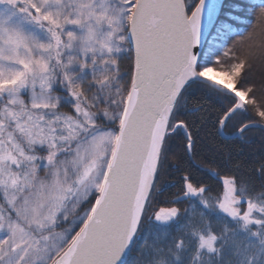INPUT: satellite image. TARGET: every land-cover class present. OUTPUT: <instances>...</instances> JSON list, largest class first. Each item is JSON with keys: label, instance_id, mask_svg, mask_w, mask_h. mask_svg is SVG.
Here are the masks:
<instances>
[{"label": "trees", "instance_id": "obj_1", "mask_svg": "<svg viewBox=\"0 0 264 264\" xmlns=\"http://www.w3.org/2000/svg\"><path fill=\"white\" fill-rule=\"evenodd\" d=\"M126 2L93 0L92 5L96 8L90 14L91 31L83 24H70L67 18L66 25L59 26V34L70 44L72 35L79 37L81 32L85 34L87 31L94 34L95 42L86 45L96 44L105 30L103 27H108L109 21L113 22L115 18L128 34L129 19L136 0L130 4L127 20L124 17ZM185 2L191 12L199 0ZM66 3L71 11H78L83 2L66 0ZM59 6L62 7L61 4ZM70 18L73 21L74 17ZM100 22L103 27L99 26ZM43 31L48 39L49 53L53 54L46 76L48 74L50 90L58 93L59 89L52 87L59 76L54 58L56 40L50 32ZM87 38L85 34L84 39ZM125 45L118 66L120 73H124V89L129 92L135 57L128 39ZM103 49L101 46L102 60L107 52ZM59 50L60 55L63 48ZM72 52L69 51V54ZM236 65L241 74L236 89L245 92L247 100L245 107L226 123L227 133L235 132L250 121L264 122V0H225L221 15L203 49L198 70L205 73L206 69L214 68L220 72ZM28 78V75L22 74L15 92L7 91L0 96V210L4 204L2 198L5 197L8 202V192L13 189L15 199L30 186L35 170L46 164L50 149L62 147L86 130L76 122L74 109L67 103L48 108L41 114H30L23 120L21 111L11 105V98L19 93L27 97L24 87ZM35 78L31 76L30 79ZM235 100L234 96L202 81L192 80L186 85L172 116L157 180L138 235L124 264H200L204 255L200 247L202 235L211 232L221 234L226 228L237 231L243 227L241 221L233 220L221 210V196L226 190L224 179L227 177L234 179L242 203H256L264 207V130L249 128L240 137L230 139L221 136L219 131L222 119L234 106ZM178 123H184L185 129L176 127ZM21 124L24 128H20ZM41 126L42 131L37 129ZM188 181L197 188H204L203 193L176 202L175 199L186 192ZM98 195L99 192L94 193L89 210L66 234L48 264L56 260L55 256L80 230ZM173 205L179 206L180 213L168 223L155 220L156 213L150 212V208L153 210L155 207L158 211L161 207ZM56 229L61 228L57 226ZM48 239L46 236L41 241L47 243Z\"/></svg>", "mask_w": 264, "mask_h": 264}, {"label": "rangeland", "instance_id": "obj_2", "mask_svg": "<svg viewBox=\"0 0 264 264\" xmlns=\"http://www.w3.org/2000/svg\"><path fill=\"white\" fill-rule=\"evenodd\" d=\"M92 1L82 0L78 11H71L66 0H0V96L15 92L21 75L26 74L27 97L19 93L11 98V105L21 111L23 120L67 103L74 109L76 122L86 129L62 147L48 151L46 164L35 170L25 191L13 199L12 189L7 193V203L2 198L0 264H48L66 234L87 213L90 200L106 177L129 93L124 89V73L118 66L128 34L116 18L109 21L108 27L100 22L99 26L105 28L101 39L88 46L86 43L95 42L94 34L86 31V40L82 32L79 37L72 35L67 44L58 31L59 26L66 25L67 18L70 24H83L90 30V14L96 8ZM126 1L127 20L132 0ZM43 29L56 40L54 58L59 76L52 87H57L58 93L50 90L46 76L53 54L49 53ZM101 46L107 51L104 60ZM204 72L234 89L241 75L237 65L227 71L208 68ZM31 76L36 78L30 79ZM237 91L246 99L245 92ZM21 127L24 128L22 124ZM37 129L42 131L43 126ZM225 185L221 210L241 221L243 227L202 235L200 247L204 255L200 264H264V207L242 203L233 178L225 179ZM189 187L196 190L190 184ZM156 211L157 208H150V212ZM177 214L178 209L172 206L162 209L157 218L169 220ZM46 236L47 243L42 242Z\"/></svg>", "mask_w": 264, "mask_h": 264}, {"label": "water", "instance_id": "obj_3", "mask_svg": "<svg viewBox=\"0 0 264 264\" xmlns=\"http://www.w3.org/2000/svg\"><path fill=\"white\" fill-rule=\"evenodd\" d=\"M224 3L200 0L189 13L185 0H137L129 26L135 72L109 170L89 219L53 264L126 262L157 177L175 105L190 81L205 82L238 99L220 125L223 137L237 138L248 128L264 130V122L251 121L226 135V121L245 100L234 88L198 70Z\"/></svg>", "mask_w": 264, "mask_h": 264}, {"label": "flooded vegetation", "instance_id": "obj_4", "mask_svg": "<svg viewBox=\"0 0 264 264\" xmlns=\"http://www.w3.org/2000/svg\"><path fill=\"white\" fill-rule=\"evenodd\" d=\"M187 183L193 185V184H192L191 182H189V181H188Z\"/></svg>", "mask_w": 264, "mask_h": 264}]
</instances>
